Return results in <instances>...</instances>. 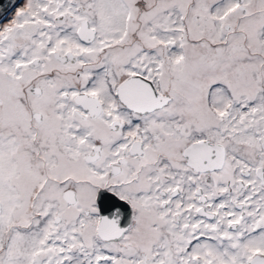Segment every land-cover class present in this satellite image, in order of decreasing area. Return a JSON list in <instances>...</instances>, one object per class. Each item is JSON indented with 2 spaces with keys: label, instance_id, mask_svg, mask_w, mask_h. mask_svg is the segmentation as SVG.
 I'll return each instance as SVG.
<instances>
[{
  "label": "snow or ice",
  "instance_id": "6c2138e0",
  "mask_svg": "<svg viewBox=\"0 0 264 264\" xmlns=\"http://www.w3.org/2000/svg\"><path fill=\"white\" fill-rule=\"evenodd\" d=\"M0 264H264V0H0Z\"/></svg>",
  "mask_w": 264,
  "mask_h": 264
}]
</instances>
